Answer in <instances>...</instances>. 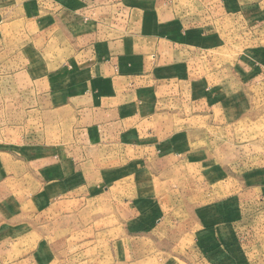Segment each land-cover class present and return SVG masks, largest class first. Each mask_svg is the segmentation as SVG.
I'll list each match as a JSON object with an SVG mask.
<instances>
[{
    "label": "rangeland",
    "instance_id": "rangeland-1",
    "mask_svg": "<svg viewBox=\"0 0 264 264\" xmlns=\"http://www.w3.org/2000/svg\"><path fill=\"white\" fill-rule=\"evenodd\" d=\"M187 1L186 20L207 12V38L189 42L198 50L191 96L203 95L201 80L224 96L218 106L193 101L190 119L189 105L176 106L185 115L176 129L191 132L190 144L172 142L175 164L163 158L167 145L145 153L111 146L84 168L47 164L62 155L57 143L76 139L67 134L72 121L47 118L23 78L0 67V264H264V0H234V10L233 0L223 9L221 0ZM14 4L0 0V21L23 15ZM38 10L32 3L34 21ZM23 39L0 48L18 51ZM201 226L225 230L221 243H202Z\"/></svg>",
    "mask_w": 264,
    "mask_h": 264
},
{
    "label": "crops",
    "instance_id": "crops-1",
    "mask_svg": "<svg viewBox=\"0 0 264 264\" xmlns=\"http://www.w3.org/2000/svg\"><path fill=\"white\" fill-rule=\"evenodd\" d=\"M184 1L13 0L17 4L10 7L24 12L0 21V41L24 38L28 43L18 51L0 48V67H7L8 79L23 78L24 88H30V94L46 106L47 118L65 127L72 121L67 134L76 137L67 145L57 143L55 151L62 155L46 159L47 164L84 168L101 162L100 153L109 152L111 146L125 151L133 146L145 153L165 145L169 150L163 158L175 164L172 158L177 150L172 142L183 139L188 144L191 132L176 129V122L188 115L190 119L193 101L218 106L224 96L218 83L206 86L203 80L195 82L203 95L196 100L191 96L196 86L189 63L198 50L193 54L189 42L207 38V12L186 20L192 5ZM32 3L39 6L35 21ZM229 3L234 10V0ZM221 4L223 9L222 0ZM17 25H24L21 38H15ZM32 26L38 27L33 37L28 34ZM12 87L17 85L8 84ZM177 105H189L190 113L185 117L177 113ZM140 161L132 164H143ZM220 229L201 226L199 240L218 245L225 232Z\"/></svg>",
    "mask_w": 264,
    "mask_h": 264
}]
</instances>
